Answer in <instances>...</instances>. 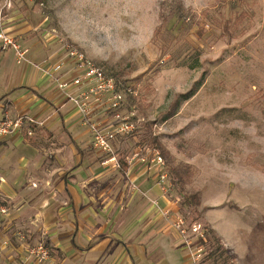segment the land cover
<instances>
[{
	"label": "rangeland",
	"instance_id": "374dc122",
	"mask_svg": "<svg viewBox=\"0 0 264 264\" xmlns=\"http://www.w3.org/2000/svg\"><path fill=\"white\" fill-rule=\"evenodd\" d=\"M177 1L0 0V33L19 45L18 50L7 48L6 68L22 71L26 66L62 93L56 104L41 101L53 104L42 116L13 109L11 99L9 103L2 99L0 107H8L4 116L0 113V122L23 116L22 130L15 135L26 128L29 136L41 139V150L56 152L60 139L70 142L60 126L56 133H45L46 122L59 123L60 114L71 113L81 126L75 134L88 162L109 172L105 178L112 184L100 197L113 202L125 197L119 205L124 221L139 215L138 230L122 239L137 238L144 249H151L149 258L160 257L156 244L162 245L163 239L171 244V235L184 250L187 264H224L220 253L207 258L210 249L199 244L196 235L191 234V244L182 237L174 224L184 217L189 231L194 223L212 227L207 220L225 229L242 264H264V0H181L191 19L162 23L161 14H168L169 4ZM81 55L106 73L116 72L132 89L133 98L126 94L120 112L131 116L137 128L118 135L110 155L93 146L89 124L68 98L88 93L89 83L66 90L58 86L79 72ZM89 103L99 127L116 122L107 96L91 95ZM66 104L70 110L65 111ZM150 135L158 145H151ZM152 148L162 154L164 167L155 165ZM8 152L0 150V157ZM112 156L115 159L104 164ZM56 159L48 157L44 169H35L30 162L33 171L26 174L27 185L14 196L0 184V264L10 260V264H62L57 261L58 249L39 224L41 215H32L27 203L35 190L43 191L39 194L43 196L57 193L59 165H78L73 161L61 165ZM185 164L190 171L181 189L170 179L167 166ZM130 168L148 175L157 189L154 194L138 185ZM161 170L167 171L169 189L159 180ZM187 193L197 194L200 204L192 208L184 204ZM169 230L176 236L159 237ZM39 242L52 253L42 263L26 251ZM225 255H233L231 264H237L231 249ZM78 258L65 264H83V257Z\"/></svg>",
	"mask_w": 264,
	"mask_h": 264
},
{
	"label": "crops",
	"instance_id": "0c3cea01",
	"mask_svg": "<svg viewBox=\"0 0 264 264\" xmlns=\"http://www.w3.org/2000/svg\"><path fill=\"white\" fill-rule=\"evenodd\" d=\"M8 47H4L0 39V101L3 99L9 103L11 99L13 109L17 108L20 111L42 116L48 107L50 109L53 104L61 102L62 93L59 89H54L46 79L39 77L36 71L26 66L22 68V71H16L18 67L9 71V68H6ZM33 88L43 92V96ZM42 100L53 104L49 103L50 106H45ZM7 107L6 105L0 107V113L3 116ZM63 108L65 111L70 110L69 104ZM80 128L79 123L71 113L68 114V111L60 114L59 123L55 119L46 122L45 133H56L59 130L69 139V144L65 139H60L56 148L57 153L41 150L42 145L39 143L41 139L27 136L26 128L22 135L14 134L0 138V150L9 151L7 154L9 156L0 157V184L12 196L16 195V190L27 185L28 175L26 174L33 171L28 164L32 161L36 165L35 169H44L43 166L48 157L57 158L61 165L67 161L78 164L76 167L73 166L74 169L70 165L68 167L59 165L55 168V173L60 174L55 182L56 194L43 196L39 195L45 194L43 191L35 190L31 195L33 196L31 200L27 199L31 214L39 212L42 217L39 222L40 226L48 232L54 246L58 249L57 261L65 264L76 259L79 261L78 257L80 259L83 257L85 260L83 264H187L183 259L185 258L184 250L174 242L175 237L172 238L173 236L170 235L176 236L174 231L169 230L170 233L159 235L160 238L170 235L171 244L167 242V239L161 240L162 245L156 244L160 249L158 253H161L157 260L147 256L151 249H144L137 238H132L128 242L122 239L126 234L130 236L132 231L138 230L139 215H134L124 221L119 205L121 202L125 203V197H117L116 202L109 201L108 197V199L100 197L102 191L106 192L112 184L108 182L109 178H105L109 172L100 165H92L88 162L86 151L81 150L77 143L75 132H78ZM125 169H128V166ZM130 169L132 176L138 178L136 179L138 185L150 194H154L153 192L157 189L152 186L153 182L148 179V175L140 173L139 168ZM115 185L114 183L113 187ZM139 205L145 206L142 201H139ZM19 216L20 220L25 221L24 216ZM207 222L220 236L225 247L236 254L237 264H242L235 245L229 240L230 236L227 235V231L211 224L208 220ZM135 234L133 233L132 237ZM18 251H21L20 247ZM12 261L10 260L9 264Z\"/></svg>",
	"mask_w": 264,
	"mask_h": 264
},
{
	"label": "built area",
	"instance_id": "2783aa9c",
	"mask_svg": "<svg viewBox=\"0 0 264 264\" xmlns=\"http://www.w3.org/2000/svg\"><path fill=\"white\" fill-rule=\"evenodd\" d=\"M0 39L3 41L4 47L11 45L14 49H19V45L14 42L13 38L5 33H0ZM19 54L21 57L24 55V53ZM83 82L89 83L90 89L87 91L88 93H84L80 96L69 94L68 98L71 99V102H73L82 113L85 124H89L93 146L99 148L105 155H110V153L113 152L112 141L118 135L133 132L137 128V123L131 118V116H125L120 112V107L124 105L126 91L124 88L120 87L121 83L117 81L116 78L107 75L101 67L81 55L79 72L76 73L70 81H59L58 86L61 90H66L69 85L77 86ZM68 91L66 92L68 93ZM91 95L97 99H100L101 96L108 97L110 100L108 109L113 112L115 111V113H113L116 121L115 123H112L108 127H101V125L99 127V124L93 121V118L90 115L91 106L89 103V97ZM30 120L33 121V119ZM23 124V116L16 118L14 121L9 120L8 118L3 119L0 122V137L11 136L18 133L22 130ZM26 131L29 135V131L27 129ZM150 153L154 155L155 165L164 167L165 162L162 154L155 148H152ZM114 159L115 156L109 157L108 160L104 161V164L109 160ZM159 180L166 189H169V185L166 182L168 181L167 171L161 170L159 173ZM3 211H5V209H3ZM174 225L182 237L188 240V243H190L189 238L191 239L192 235H196L197 239L205 237V229L199 223H194L190 229L191 231H189L184 217H179ZM20 249L23 251V248ZM26 251L27 256L29 255V257L37 263L46 262L52 258L50 247L43 242H39L37 245L26 248Z\"/></svg>",
	"mask_w": 264,
	"mask_h": 264
},
{
	"label": "trees",
	"instance_id": "16d2710c",
	"mask_svg": "<svg viewBox=\"0 0 264 264\" xmlns=\"http://www.w3.org/2000/svg\"><path fill=\"white\" fill-rule=\"evenodd\" d=\"M165 11L163 10V13ZM162 16V23L169 22L173 18H176L178 21H185L187 18L192 17L188 14V11L184 5V3L180 0L177 2H174L173 4H169V9H168V14H161ZM107 75L113 76L114 78L119 81L120 87L124 88L127 94V97L129 99L133 98L132 96V89L128 88L129 85H126V82L122 79H120V76L116 72L112 73H106ZM189 98V97H187ZM186 98V99H187ZM25 134H27V131L25 130ZM149 141L151 145H158V139L152 135L149 136ZM128 164L125 162L124 167L127 168ZM167 171L168 174L170 175V179L173 181V183L177 186L180 187L181 189L184 188V181L186 180L185 177L188 175L190 171V166L189 165H183L180 167H175V166H167ZM180 189V191H181ZM183 203L188 205L189 207H195L200 204V198L198 197L197 194H185ZM205 228V237L198 239V243L201 245H206L208 246L209 254H208V259L216 255L217 253H220L218 257H221L224 264H231V259L234 257L233 255H225L228 253V249L223 245L220 236L217 234V232L210 226L206 225L204 226ZM214 247V249H213ZM216 260V258H214Z\"/></svg>",
	"mask_w": 264,
	"mask_h": 264
}]
</instances>
